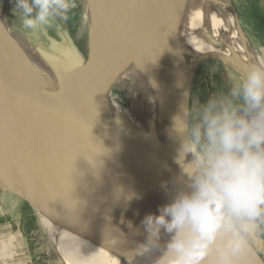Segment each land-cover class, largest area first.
Returning a JSON list of instances; mask_svg holds the SVG:
<instances>
[{
    "label": "bare ground",
    "instance_id": "6f19581e",
    "mask_svg": "<svg viewBox=\"0 0 264 264\" xmlns=\"http://www.w3.org/2000/svg\"><path fill=\"white\" fill-rule=\"evenodd\" d=\"M84 4V18L90 25V55L100 60L105 52L100 61L105 65L101 71L105 70L106 80L115 72L126 85L140 89L159 109L160 122L143 115L141 99L142 114L131 102L134 111H127L128 121L121 120L117 116L120 106L106 95L111 82L98 80V65L92 64L97 63L95 59L83 62L68 79L65 91L115 122L132 124L175 158L181 141L173 131L174 118L182 114L194 71L206 56L204 49L211 46L209 53L235 62L242 70L264 62L241 30L230 0H86ZM10 34L0 22V75L55 94L60 83L54 72L37 51L16 42ZM157 108L153 109L158 112ZM13 181L18 187L27 186L24 175ZM33 202L40 221L53 229L56 243L63 246L59 254L63 264H71L72 254L103 264H143L130 250L143 235L136 234L123 216L107 212L102 201L94 202L88 210H82L74 198L63 199L59 194L34 195Z\"/></svg>",
    "mask_w": 264,
    "mask_h": 264
},
{
    "label": "clouds",
    "instance_id": "9594fccd",
    "mask_svg": "<svg viewBox=\"0 0 264 264\" xmlns=\"http://www.w3.org/2000/svg\"><path fill=\"white\" fill-rule=\"evenodd\" d=\"M70 0H14L23 24L61 16ZM170 198L144 216L130 250L143 264H243L264 228V62L226 92L182 105ZM131 227V225H130Z\"/></svg>",
    "mask_w": 264,
    "mask_h": 264
},
{
    "label": "water",
    "instance_id": "95a60500",
    "mask_svg": "<svg viewBox=\"0 0 264 264\" xmlns=\"http://www.w3.org/2000/svg\"><path fill=\"white\" fill-rule=\"evenodd\" d=\"M0 22L10 32L1 17ZM33 49L46 64L70 77L84 62L46 58ZM104 57L105 52L100 60ZM217 59L239 73L247 71L235 62ZM190 89L191 85L185 106ZM178 172L176 158L132 124L115 122L79 98L25 87L0 75V180L22 196L59 194L74 198L82 210L100 200L107 212L123 216L135 230L146 214L168 202ZM17 175L25 176L26 187L14 183ZM243 264H264V260L253 247Z\"/></svg>",
    "mask_w": 264,
    "mask_h": 264
},
{
    "label": "rangeland",
    "instance_id": "374dc122",
    "mask_svg": "<svg viewBox=\"0 0 264 264\" xmlns=\"http://www.w3.org/2000/svg\"><path fill=\"white\" fill-rule=\"evenodd\" d=\"M84 3H86V0L85 1L83 0V3L81 4L80 2L78 5V9L81 11L82 14H84V7H85ZM230 3L231 6L233 7L234 16L237 18L241 30L245 33L247 39L250 41L252 46L260 53L258 54L260 55L261 59L264 61V0H230ZM0 4L5 9L4 6L6 4L5 0L4 1L0 0ZM7 29L12 33L10 34L11 38H14L16 42L27 45V43L19 37V36H23L22 33L18 31H14L12 28L9 27ZM74 30L78 36L77 42L80 45V47L83 49V54H84L83 61H85V63H87L88 61H92V62L97 61V63L96 62L94 63L91 62V63L94 65V67L96 64L98 65V66L96 65L97 67H95V70L97 71L96 75L98 80L106 84L111 82L108 84L110 89L106 93V95L120 106L121 111L117 112V116L123 121H128L127 111L130 109L133 111L135 109V111L142 114L141 112L142 109H140L141 100H142L143 102L142 107H144L145 109L142 110L143 115L159 123L160 122L159 109L156 106L153 107L154 104L151 101H148V99L144 97L142 94H140V89L138 90L135 87H129L128 85H126L125 81L121 80L118 74L115 72L110 73V75H108L107 78L108 80H106L104 76L105 70L103 72L101 71L105 69V65L101 63V61L97 58V56H95L94 54L92 56L90 55L93 52H91L92 47L90 44V25L88 21L87 20L81 21L80 18L79 24ZM209 47L211 46H208L207 48ZM207 48L204 49L203 52L206 54V56L198 64L192 77L191 89L189 95V105L190 104L194 105L197 101L203 102L210 95L220 92H226L230 86L232 78L239 76L241 74L237 70L231 68L224 61L217 59V58H221L220 56H217L213 53H209L212 51L207 50ZM100 63L102 64L103 68H101L102 66H99L101 65ZM46 66L52 72H54L55 76L57 77L60 83L59 84L60 87L56 89L55 94L63 97H74V95L65 91V86L70 76L66 75V73L64 72L62 73L61 71H59L61 74H64V77L61 78L57 74L55 68H52L48 64H46ZM111 76L114 77L112 78ZM124 89L125 91H123ZM136 89L139 91L138 94H137L138 91ZM131 102L133 103L132 106L134 109L131 106ZM135 103H137V105ZM152 107L157 108L158 112H156V109H153ZM23 196L27 198L26 201L29 204L30 211L33 213L30 217H27L26 220L27 223L24 226L25 234L30 244V250L33 259L36 261L37 264H63V261L60 259L59 256L63 246L60 243L59 244L56 243L58 242V239L54 235L53 229L47 228L40 221L39 211L37 210L38 208H36V205L33 202L31 194L30 195L24 194ZM60 236L65 237L66 235L64 233H61ZM114 238L116 239V236H114ZM72 244H74V246H77L76 242H73ZM262 259L264 260L263 256ZM70 260L72 261L71 264H103L102 262H94L93 259H91L90 257L89 258L80 257V256L78 257L75 254H72Z\"/></svg>",
    "mask_w": 264,
    "mask_h": 264
},
{
    "label": "crops",
    "instance_id": "0c3cea01",
    "mask_svg": "<svg viewBox=\"0 0 264 264\" xmlns=\"http://www.w3.org/2000/svg\"><path fill=\"white\" fill-rule=\"evenodd\" d=\"M5 2V9L0 4V17L3 23L6 28L22 33L24 37L17 36L33 51L35 47L41 50L46 58L51 55L71 64H78L79 59H83V49L77 42L78 36L74 30L80 18L81 21L85 20L84 14L78 9L79 3L82 4L83 0H70L73 6L63 15L53 16L48 22L31 28L23 24L21 13L14 8V0H5ZM53 67L63 78L64 74L59 72L61 69L57 66ZM32 214L29 204L21 193L9 188L0 180V264H37L31 254L24 229L27 217ZM254 248L260 252L261 257H264V228L257 235Z\"/></svg>",
    "mask_w": 264,
    "mask_h": 264
}]
</instances>
